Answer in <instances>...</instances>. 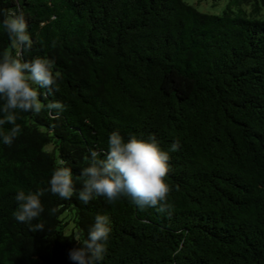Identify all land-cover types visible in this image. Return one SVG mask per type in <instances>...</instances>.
<instances>
[{
    "label": "trees",
    "instance_id": "16d2710c",
    "mask_svg": "<svg viewBox=\"0 0 264 264\" xmlns=\"http://www.w3.org/2000/svg\"><path fill=\"white\" fill-rule=\"evenodd\" d=\"M17 3L33 41L24 59L49 58L62 77L40 99L67 107L58 119L18 113L12 145L0 137V264H75L71 238L86 239L97 214L112 229L101 264H264V0L219 13L186 0H0V57L15 54L2 21ZM114 130L154 134L164 150L179 142L170 214L51 193L61 160L79 190ZM42 189L44 211L17 221L16 194Z\"/></svg>",
    "mask_w": 264,
    "mask_h": 264
},
{
    "label": "clouds",
    "instance_id": "9594fccd",
    "mask_svg": "<svg viewBox=\"0 0 264 264\" xmlns=\"http://www.w3.org/2000/svg\"><path fill=\"white\" fill-rule=\"evenodd\" d=\"M2 27L7 33L15 54L5 52L0 57V100L4 101L0 126L11 124L7 134L0 132L3 143L11 146L21 132L17 124L18 113L31 112L39 115L47 110L49 115L58 119L66 105L58 100L43 103L40 89H45V99L59 90L62 77L54 72V61L46 57L24 59L33 41L28 33V24L20 5L3 12ZM179 149L174 141L169 150H164L157 137L150 134L146 139L132 135L125 140L119 131H112L108 138L107 149L91 151L88 166L81 170L77 180L81 187L76 189L71 167L61 160L51 175L49 190L61 199H71L74 194L87 204L95 197H104L114 203L121 197L130 198L138 208H157L161 213H171L169 195L172 186L166 181L171 171L170 152ZM44 190L35 193L19 191L15 199L18 211L14 214L19 222L37 219L44 211L40 197ZM37 224L33 231L42 229ZM110 218L97 214L88 230L87 237L81 242L79 234L73 236L78 246L70 249L69 258L75 264H101L107 253L111 233Z\"/></svg>",
    "mask_w": 264,
    "mask_h": 264
},
{
    "label": "rangeland",
    "instance_id": "374dc122",
    "mask_svg": "<svg viewBox=\"0 0 264 264\" xmlns=\"http://www.w3.org/2000/svg\"><path fill=\"white\" fill-rule=\"evenodd\" d=\"M189 3L194 4L199 10L205 11V12H211V13H219L226 3L227 0H202L199 2V0H186ZM215 2V6H212ZM71 225H69L70 227Z\"/></svg>",
    "mask_w": 264,
    "mask_h": 264
}]
</instances>
